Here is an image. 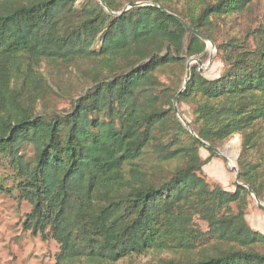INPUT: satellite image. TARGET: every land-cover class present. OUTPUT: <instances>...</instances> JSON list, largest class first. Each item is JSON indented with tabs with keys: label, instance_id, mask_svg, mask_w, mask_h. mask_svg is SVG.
<instances>
[{
	"label": "trees",
	"instance_id": "1",
	"mask_svg": "<svg viewBox=\"0 0 264 264\" xmlns=\"http://www.w3.org/2000/svg\"><path fill=\"white\" fill-rule=\"evenodd\" d=\"M136 1L0 0V166L30 206L26 229L56 241L55 264H118L148 249L185 251L156 264H264V234L245 220L247 188L209 185L199 155L201 141L217 148L239 133L238 180L264 197V10L255 25L246 20L264 0H195L182 12L144 0L122 11ZM165 11L214 44L217 77L194 63L179 93L162 87L160 69L206 53ZM75 60L90 62L89 85L68 108H48L41 63ZM177 93L193 105L195 135L174 113ZM148 151L155 165L177 161L168 176L139 169Z\"/></svg>",
	"mask_w": 264,
	"mask_h": 264
},
{
	"label": "rangeland",
	"instance_id": "2",
	"mask_svg": "<svg viewBox=\"0 0 264 264\" xmlns=\"http://www.w3.org/2000/svg\"><path fill=\"white\" fill-rule=\"evenodd\" d=\"M194 1L172 0L174 3L173 8L178 12H182L186 10L188 5L194 3ZM136 3L143 5L149 4L148 1L144 0H137ZM128 4V2L124 3L122 8ZM263 10L264 1L257 2L253 11L246 17L249 25H255L254 23L262 14ZM216 29L218 40H221L226 28L217 25ZM210 54H212V59L209 63L208 59ZM180 57L182 59L179 63H172L156 73L157 79L162 87L167 88L170 92L181 90L186 78V63L191 57H187L185 53H181ZM197 59L202 62L201 68L203 70L201 73L206 78L211 79L217 77L223 69V64L217 57L215 47L210 49L209 44H206L205 56L203 58L197 57ZM194 63L197 64L196 62H190V66ZM91 67L90 62L86 60H75L70 63H41L39 70L51 87L43 97L45 106L53 110H64L68 108L70 100L82 93L89 85L90 79L88 72ZM173 104L176 106L180 117L188 122L189 125L191 124V128L194 127L192 125L194 118L192 114V103L177 102V100L173 102L172 100ZM37 108H39V104ZM217 148L220 154L210 156V152L205 146L199 147V155L202 159H206L205 164L201 166L202 175L209 185H219L226 191H233L235 188L234 172L230 169L229 161H232L233 165L237 167V159L241 151V135L239 133L233 134ZM19 153L22 154L25 160H29L32 156V147L27 144L22 145ZM251 159L256 160L254 157ZM2 162L0 172L3 176V184L8 191L0 193V264H55L56 255L59 250L58 244L51 238L46 240L42 239L37 233L26 229L25 218L30 206L27 202L17 197L12 170L6 164L5 160H2ZM156 162L157 158L151 155L150 151L144 153L137 160L139 169L145 172L149 180L151 171H153L151 173L152 175H157L159 178H162L168 176L171 168L177 164L176 160L158 165L154 164ZM262 167L264 169V157ZM262 174L264 175V170ZM151 179L154 178L151 177ZM255 197L257 201L250 193L247 197L245 220L251 229L264 234V209L258 206V202L264 206V197L258 198L256 195ZM194 223L201 231L206 230V224L202 220L195 218ZM257 248L260 251H264V244L258 245ZM184 252L182 250L172 249H148L142 254L122 258L118 261V264H156L168 259H181L185 257L183 255Z\"/></svg>",
	"mask_w": 264,
	"mask_h": 264
},
{
	"label": "water",
	"instance_id": "3",
	"mask_svg": "<svg viewBox=\"0 0 264 264\" xmlns=\"http://www.w3.org/2000/svg\"><path fill=\"white\" fill-rule=\"evenodd\" d=\"M98 2L101 4V6L102 7H104V8H106V6H105V3H104V0H98ZM139 4H141V3H133V4H128L127 6H125L123 9H122V11H124V10H126L128 7H131V6H134V5H139ZM110 14H115V13H113V12H111V11H109V10H107ZM121 11V12H122ZM166 12V11H165ZM120 13V12H119ZM168 15H171V16H173L186 30H188L189 32H191V33H193L194 35H196L198 38H200V40H202L203 42H205L206 44H209V46H210V49H213L214 48V44L208 39V37L206 36V35H204L203 33H201V32H199L198 30H196V29H194V28H192V27H190L188 24H186L185 22H184V20L182 19V18H180V17H178V16H176V15H174V14H172V13H170V12H166ZM211 59H212V54H210V56H209V59H208V61H209V63H210V61H211ZM190 62H196L197 64H198V66H199V71H202L203 69L201 68V64H202V62H201V60H199V59H197V58H194V57H191L190 59H189V61L186 63V78H185V80H184V82H183V86H182V89H184V87H185V84H186V81L188 80V76H189V74H190ZM181 89V90H182ZM181 90H179L178 91V93L181 91ZM178 93L175 95V97H174V99H173V102H176V100H177V96H178ZM173 107H174V112L176 113V116H177V118L182 122V124L184 125V127L192 134V135H195L194 134V130L191 128V126L188 124V122H186V121H184L181 117H180V115H179V113H178V110H177V108H176V106L173 104ZM202 143H203V145L208 149V150H210L211 152H213L214 154H220V151H219V149L218 148H215V147H211L210 145H208L207 143H205V142H203V141H201ZM222 156V155H221ZM230 169L234 172V184H235V186H244V187H246L247 188V190H248V192L256 199V201H257V198L255 197V195H254V193H253V191H252V189L248 186V185H244V184H242V183H240L239 182V180H238V169H237V167L236 166H234V165H232V166H230ZM258 206L261 208V209H264V206L262 205V204H260L259 202H258Z\"/></svg>",
	"mask_w": 264,
	"mask_h": 264
},
{
	"label": "bare ground",
	"instance_id": "4",
	"mask_svg": "<svg viewBox=\"0 0 264 264\" xmlns=\"http://www.w3.org/2000/svg\"><path fill=\"white\" fill-rule=\"evenodd\" d=\"M233 165V162L232 161H229V166Z\"/></svg>",
	"mask_w": 264,
	"mask_h": 264
}]
</instances>
